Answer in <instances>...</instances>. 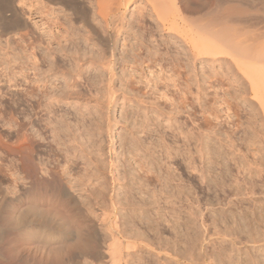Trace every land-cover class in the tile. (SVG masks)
Wrapping results in <instances>:
<instances>
[{
    "label": "rangeland",
    "instance_id": "rangeland-1",
    "mask_svg": "<svg viewBox=\"0 0 264 264\" xmlns=\"http://www.w3.org/2000/svg\"><path fill=\"white\" fill-rule=\"evenodd\" d=\"M0 1L10 7L4 4L5 14L0 12V264H53L59 245L81 238L84 243V231L98 222L100 209L111 210L122 229L143 234L141 239L154 246L140 248L137 256H149L152 261L158 256L168 264H178V259L186 264L182 261L187 257L197 258L200 264L204 259L206 264H251L254 255L257 264H264L262 243L251 242L247 236L251 217L259 221L264 215V129L250 127L256 111L249 101L232 97L233 88L216 79L217 73L228 72L222 68L224 63L197 62L199 83L205 89L201 93L205 99L197 100L198 85L192 83V95L187 93L177 74L176 58L183 56L179 53L183 45H174L170 35L165 38L169 42L161 41L164 32L153 26L151 17L139 19V12L149 7L145 0H131L127 5L121 0L124 4L111 15L109 24L96 0ZM17 19L26 25L21 21L20 27L15 25ZM113 25L122 28L118 36ZM110 42L115 54L111 63L106 48ZM188 65L190 70L181 69L191 75L193 65ZM187 95L183 110L170 108ZM230 101L243 104L240 129L231 122L236 116L226 108ZM209 122L220 129H210ZM164 140L172 150L169 156L162 148ZM193 161L199 171L191 169ZM143 164L151 167L152 178L144 176ZM251 173L256 182L254 203L245 185ZM163 181L168 182L165 191ZM61 183L78 199L75 218L70 207L59 201ZM98 183H103L102 194ZM95 196L102 203L96 204ZM42 215L66 220L73 230L72 241H42L43 223L38 222ZM105 226L103 237L107 236Z\"/></svg>",
    "mask_w": 264,
    "mask_h": 264
},
{
    "label": "bare ground",
    "instance_id": "bare-ground-1",
    "mask_svg": "<svg viewBox=\"0 0 264 264\" xmlns=\"http://www.w3.org/2000/svg\"><path fill=\"white\" fill-rule=\"evenodd\" d=\"M131 0H126L125 4L127 5V3H129ZM147 2V4L149 5L148 10H144L145 12H143V10L141 12H139V19L143 20L144 17H151V22L153 24L154 27H156V29H160L161 31H163V36H162V40L164 42H169V40H166L165 38H167V35L172 36L174 38V45L176 43H178L179 47V43H181L183 45V49H179V53H182L181 55L183 56H178V54L176 56H178L176 58L178 63V59H179V63L177 64L178 67L176 70L178 71V77L179 79H182V83L184 82V86L188 89L186 92L190 93L192 95L191 89V84H197V94L195 95V97L197 98V100H201V98L203 97L204 94L202 93V86L199 83V79L198 76L199 74H197V62L202 61L203 59H207V61H218V62H222L224 64V67L222 66L223 69H225L226 74H219V76L217 75V78H222V83L227 84L229 87L233 88V95L232 97L237 98L238 95L241 97L243 96V99H246L249 101V105L251 106L252 110H254V112L256 111V113H252V115L254 114V116L252 117V121H250L252 129H264V121L261 122V119H264V0H145ZM1 2V1H0ZM3 2V1H2ZM100 15L102 16L103 20L105 22H107L109 24L110 22V17L111 15H113V13L116 11H118L119 9L121 10V6L124 4L123 1L121 0H96ZM5 4V1H4ZM4 4H0V12L4 13V10H2L5 6L6 8H10L8 3L7 5L5 4V6L3 7ZM113 5H115L114 8ZM11 10V9H10ZM122 12V11H121ZM13 15H16L15 11L13 10ZM11 15V14H10ZM19 15V14H18ZM16 15V17L18 16ZM1 16V15H0ZM3 17V16H2ZM1 17V18H2ZM5 17V16H4ZM19 17V16H18ZM137 17V16H136ZM6 18V17H5ZM137 19V18H136ZM16 21V22H15ZM21 19H17L14 20L13 22H15V25L19 24L21 25ZM116 21V20H115ZM6 22V21H5ZM12 22V20H11ZM140 22V21H139ZM106 23V24H107ZM116 23V22H115ZM10 24V23H9ZM8 24V25H9ZM26 25L25 22H22V25ZM151 24V25H152ZM121 25V24H120ZM119 25V26H120ZM16 26V27H18ZM114 26V25H113ZM118 25L114 26V34H116V36H118L121 32L120 28ZM11 27V26H10ZM15 27V26H14ZM20 27V26H19ZM109 27V26H108ZM152 27V26H151ZM153 27V28H154ZM122 29V28H121ZM97 33V30H96ZM113 34V36H114ZM99 35V33H98ZM101 36V35H100ZM115 36V37H116ZM170 39V38H169ZM162 43V42H161ZM172 43V42H171ZM172 43V44H173ZM163 44V43H162ZM170 44V43H169ZM181 45V46H182ZM172 47V46H171ZM186 47V48H185ZM106 48L111 52L109 59H107L110 63L113 61V55L114 51H113V45L110 43L106 44ZM157 52V51H156ZM151 55V54H150ZM149 55V56H150ZM161 55V54H160ZM185 57V58H184ZM158 58V57H157ZM102 60L105 64V62H108L106 60ZM154 59V58H151ZM183 60L185 61V63L183 62ZM211 61V62H212ZM188 62V64H191L192 66V71L190 72V74H188V71L185 70V72L183 71V69L181 68H187L188 69V64L186 63ZM220 62V63H221ZM110 63H106L108 66L110 65ZM105 64V66H106ZM102 65V64H101ZM164 65V64H163ZM175 65V64H174ZM176 65V66H177ZM188 65V66H187ZM113 66V65H112ZM109 68V67H108ZM111 68V67H110ZM175 68V67H174ZM179 68V69H178ZM210 68V67H209ZM221 68V69H222ZM215 69V68H214ZM213 69V71H214ZM167 70V69H166ZM169 70V68H168ZM190 70V69H188ZM212 71V70H211ZM210 71V73H211ZM219 71V70H218ZM111 78L112 76H114L115 74L113 73V71L111 72ZM117 73V72H116ZM205 73V72H203ZM216 73V72H215ZM209 74V73H208ZM214 74V73H213ZM211 75V74H210ZM228 75V76H227ZM102 76V75H101ZM233 76V78H232ZM212 77H215L212 76ZM129 78V76H128ZM211 78V77H210ZM113 79V78H112ZM207 79V78H206ZM215 79V81H216ZM129 80V79H128ZM132 80V79H131ZM172 80V79H171ZM221 79H219L217 82H221ZM103 81V80H102ZM128 82V81H127ZM131 82V81H130ZM181 82V81H180ZM210 83V85H213L212 82H214V79L212 80V82L207 81ZM216 82V83H217ZM103 83V82H102ZM101 83V84H102ZM125 83V82H124ZM212 83V84H211ZM107 84V83H106ZM111 84V83H110ZM132 84V83H131ZM112 85V84H111ZM130 85V84H129ZM175 85V84H174ZM182 85V84H181ZM191 85V86H190ZM114 86V85H113ZM132 86V85H131ZM130 86V87H131ZM166 86V85H165ZM110 88V87H109ZM133 88V87H131ZM139 88V87H138ZM176 88V87H175ZM178 88V87H177ZM195 88V86H194ZM199 88H201V90H199ZM127 89V88H126ZM111 90V89H110ZM186 90V89H184ZM205 90V89H204ZM203 90V91H204ZM126 91V90H125ZM133 91V90H131ZM139 91V89H138ZM175 92V91H174ZM177 92V91H176ZM181 92V91H180ZM183 92V91H182ZM184 92V93H186ZM195 92V91H194ZM227 92L229 93L230 90H227ZM110 93V92H109ZM134 93V92H133ZM148 93V92H147ZM207 93V91H206ZM129 94V93H127ZM131 94V93H130ZM162 94H166V93H162ZM175 94V93H174ZM176 95V94H175ZM206 95V94H205ZM231 95V94H230ZM163 96V95H162ZM166 97L168 96L167 94L165 95ZM177 96V95H176ZM249 96V97H248ZM181 97V96H180ZM190 96H185L183 97V100L178 99L180 102H175L174 100V105L172 110H183L184 107H186V100L189 98ZM195 97H193L194 100ZM231 97V98H232ZM177 98V97H176ZM225 98V97H224ZM228 98V97H226ZM225 98V100H226ZM107 99V98H106ZM168 99V98H167ZM203 99H205V97H203ZM242 99V98H241ZM192 100V101H194ZM224 100V99H223ZM231 100V99H229ZM233 100V99H232ZM172 101V100H171ZM177 101V100H176ZM205 101V100H204ZM234 101V100H233ZM191 102V101H190ZM197 102V101H196ZM195 102V103H196ZM200 103V101H198ZM240 102V101H239ZM239 102H227V110H229L231 112V110L233 111V114L236 116L235 119H233V121H231L233 124L237 125V127L240 129L241 124L244 122L241 121V113H240V109L242 108V105L240 106ZM157 103V102H156ZM166 103V102H165ZM173 103V102H171ZM180 105H177L179 104ZM193 103V102H192ZM197 103V104H199ZM107 104V103H106ZM188 104V103H187ZM194 104V103H193ZM158 106V104H157ZM198 106V105H197ZM246 106V105H245ZM188 107V105H187ZM156 108V107H155ZM225 108V109H226ZM166 109V108H165ZM204 109V108H203ZM213 109V108H212ZM217 109V108H215ZM127 110V109H126ZM209 110V109H208ZM251 110V111H252ZM194 111V110H193ZM210 111V110H209ZM216 111V110H215ZM220 111V110H219ZM242 111V110H241ZM244 111V109H243ZM166 112V111H165ZM203 112V111H202ZM214 110L211 111V113H213ZM227 112V111H226ZM250 112V111H248ZM192 113V112H190ZM217 113V111H216ZM221 113V112H220ZM194 114V113H192ZM163 115V113H162ZM112 116V114H111ZM206 116V115H205ZM204 116V118H205ZM214 118H218V114L213 113ZM221 116V115H220ZM227 116V115H226ZM208 117V116H207ZM206 117V118H207ZM230 117V116H229ZM161 118V117H159ZM251 119L248 118L247 120L249 121ZM111 120V119H110ZM115 120V119H114ZM117 120V119H116ZM127 120V119H126ZM150 120V119H149ZM158 120V119H157ZM206 120V119H205ZM208 120V119H207ZM206 120V121H207ZM243 120V119H242ZM156 121V120H155ZM260 121V123H259ZM164 123V121H162ZM204 122V121H203ZM219 122V121H218ZM221 122V121H220ZM225 122V121H224ZM127 123V122H126ZM169 123V122H168ZM202 123V122H201ZM208 123V122H207ZM112 124V123H111ZM148 126L149 123H146ZM151 124V123H150ZM224 124V123H223ZM242 124V125H243ZM209 128L210 129H217V124H214L213 126L210 125L209 122ZM220 125V124H218ZM145 126V127H146ZM156 126V125H155ZM202 126V125H201ZM259 126V127H258ZM136 128V126H134ZM151 127V126H150ZM170 127V126H169ZM197 127V126H196ZM242 127V126H241ZM248 127V126H246ZM245 127V128H246ZM248 127V128H250ZM258 127V128H257ZM147 128V127H146ZM166 128V127H165ZM202 128V127H201ZM208 128V129H209ZM149 129V128H148ZM182 129V128H180ZM199 129V127H198ZM220 129V127H219ZM234 129V128H232ZM242 129V128H241ZM247 129V128H246ZM251 129V128H250ZM251 129V130H252ZM103 130V129H102ZM157 130V129H156ZM165 130V129H162ZM155 131V130H154ZM257 131V130H256ZM255 131V132H256ZM262 131V130H261ZM144 132V131H143ZM162 133V132H161ZM165 133V132H164ZM184 133V132H182ZM193 133V132H192ZM259 133V132H257ZM256 133V135H257ZM97 134V133H96ZM251 134V133H250ZM261 134V133H260ZM263 134V133H262ZM103 135V134H102ZM193 135V134H192ZM264 135V134H263ZM124 136V135H123ZM161 136V135H160ZM167 136V135H166ZM189 136V135H188ZM258 136V135H257ZM138 137V136H137ZM187 137V135H186ZM251 137V136H250ZM141 138V137H140ZM139 138V139H140ZM183 138V137H181ZM255 139V137H253ZM121 139V138H120ZM134 139V138H133ZM132 139V140H133ZM162 139V137L160 138ZM191 139V138H190ZM253 139V140H254ZM259 139V138H258ZM263 139V138H261ZM186 140V139H185ZM248 140V139H246ZM251 140V139H250ZM131 141V140H130ZM135 141V140H134ZM141 141V140H140ZM151 141V140H150ZM149 141V142H150ZM166 140H164L165 142ZM184 141V140H183ZM191 142V140H189ZM232 141V140H231ZM155 142V141H154ZM188 143V141H186ZM249 142V141H248ZM262 142V141H261ZM145 143V142H144ZM163 143V142H162ZM185 143V142H183ZM182 143V144H183ZM260 143V142H259ZM160 144V142H159ZM170 144V143H169ZM173 144V143H172ZM181 144V145H182ZM196 144V143H195ZM254 144V143H251ZM103 145V144H102ZM142 145V144H141ZM175 145V144H174ZM189 144H187L188 146ZM170 145L166 144L162 147L164 148L163 150L167 152L168 156L172 154V150H170ZM185 146V145H184ZM248 146V145H247ZM264 146V145H263ZM142 147V146H140ZM144 147V146H143ZM153 147V146H152ZM159 147V146H158ZM186 147V146H185ZM189 147V146H188ZM200 147V146H199ZM249 147V146H248ZM261 147V146H260ZM259 147V148H260ZM100 148V147H99ZM136 148V147H135ZM134 148V149H135ZM145 148V147H144ZM150 148V147H148ZM172 148V147H171ZM187 148V147H186ZM191 148L192 145H191ZM197 148V146H196ZM133 149V150H134ZM137 149V148H136ZM146 149V148H145ZM195 149V148H194ZM199 149V148H198ZM237 149V148H236ZM84 150V149H83ZM132 150V148H131ZM140 150V149H139ZM155 150V149H154ZM188 150V149H187ZM251 150V149H250ZM144 151V150H143ZM176 150H173V153ZM189 151V150H188ZM191 151V150H190ZM193 151V149H192ZM191 151V152H192ZM196 152V149L194 150ZM202 151V150H201ZM240 151V150H239ZM94 152V151H93ZM139 152V151H138ZM137 152V153H138ZM149 152V151H148ZM152 152V151H150ZM178 152V151H177ZM190 152V153H191ZM241 152V151H240ZM256 152V151H255ZM135 153V152H134ZM189 153V152H188ZM97 154V153H96ZM139 154V153H138ZM150 154V153H149ZM154 154V153H153ZM152 154V155H153ZM165 153H163L164 155ZM181 154V152H180ZM253 154V153H252ZM255 154V153H254ZM159 155V154H158ZM187 155V154H186ZM185 155V156H186ZM144 156V155H143ZM167 156V155H166ZM174 156V155H173ZM199 156V155H198ZM202 156V155H201ZM255 156V155H254ZM190 157V156H189ZM242 157V156H241ZM261 157V156H260ZM101 158V157H100ZM144 158V157H141ZM196 158V157H195ZM97 159V158H96ZM156 159V158H155ZM161 159V158H160ZM167 159V158H166ZM185 159V158H184ZM264 159V158H263ZM152 160V159H151ZM164 160V159H163ZM168 160V159H167ZM196 160V159H194ZM244 160V159H243ZM246 160V159H245ZM101 161V160H100ZM146 161V160H145ZM187 161V160H186ZM192 161V160H191ZM256 161V160H255ZM264 161V160H263ZM98 162V160H97ZM96 162V164H97ZM163 162V161H162ZM198 162V161H197ZM251 162V161H250ZM257 162V161H256ZM142 163V162H141ZM144 163V162H143ZM149 164L151 162H148ZM166 163V161H165ZM170 163V162H169ZM187 163V162H186ZM199 163V162H198ZM241 163V161H240ZM104 164V163H103ZM189 164V163H188ZM193 164L191 169L193 168L195 171H199V167L198 164L196 163V161H193ZM253 164V163H252ZM88 165V164H87ZM91 165V164H90ZM93 165V164H92ZM98 165V164H97ZM144 165V164H143ZM161 165V164H160ZM104 166V165H103ZM146 164L143 167L144 170V176L149 179L152 178L151 176L153 175L152 173V169L150 166H146ZM171 166V164H170ZM189 166V165H188ZM242 167V166H241ZM250 167V166H249ZM88 168V167H87ZM146 168V169H144ZM169 168V167H168ZM178 168V167H177ZM244 168V167H243ZM139 169V168H138ZM165 169V167H164ZM173 169V168H172ZM190 169V167H189ZM247 169V168H246ZM249 169V168H248ZM257 169V168H256ZM136 170V169H135ZM168 170V169H166ZM165 170V171H166ZM170 170V169H169ZM252 170V169H251ZM254 170V169H253ZM66 171V170H65ZM101 171V170H100ZM125 171V170H124ZM194 171V173H195ZM201 171V170H200ZM55 173V172H54ZM64 174V172H62ZM91 173V172H90ZM94 173V172H93ZM136 173V172H135ZM139 173V172H137ZM199 173V172H198ZM203 173V172H202ZM240 173V172H238ZM263 173V172H262ZM261 173V174H262ZM56 174V173H55ZM125 174V173H124ZM133 174V172L131 173ZM152 174V175H151ZM163 174V173H162ZM201 174V173H200ZM204 174V173H203ZM253 173L250 174V180L245 181V185H246V189H247V195H251L250 198V202L254 203L253 200H255V196L253 198V195L255 193V181L253 178ZM59 175V174H58ZM66 175V174H65ZM98 175V174H97ZM166 175V174H165ZM171 175V174H170ZM198 175V174H197ZM57 176V175H56ZM53 177L54 179L56 178ZM136 176V175H135ZM138 176V175H137ZM156 176V175H155ZM164 176V175H163ZM162 176V177H163ZM209 176V175H208ZM240 176V174H239ZM242 176V175H241ZM58 177V176H57ZM60 177V176H59ZM64 177V176H63ZM96 177V176H95ZM105 177V176H104ZM144 177V178H145ZM168 177V174L166 175L165 178ZM175 177V176H174ZM249 177V175H248ZM247 177V179H248ZM61 178V177H60ZM142 178V177H140ZM145 178V179H146ZM157 178V177H156ZM178 178V177H177ZM180 178V176H179ZM201 178V176H200ZM264 178V177H263ZM64 179V178H63ZM105 179V178H104ZM144 179V181H145ZM173 179V177H172ZM239 179V178H238ZM237 179V180H238ZM56 180V179H55ZM88 180V179H87ZM106 180V179H105ZM202 180H204L202 178ZM262 180V179H261ZM56 181H62L61 179H57ZM65 181V180H64ZM141 181V180H140ZM168 181V180H167ZM167 181H163L162 183V188L164 190V186L168 184ZM171 181V180H170ZM169 181V182H170ZM180 181V180H179ZM55 182V181H54ZM96 182V181H95ZM101 182V181H100ZM103 182V180H102ZM161 182V181H160ZM225 182V181H224ZM237 182V181H236ZM243 182V181H242ZM56 183V182H55ZM175 183V182H174ZM180 183V182H179ZM219 183V182H217ZM221 183V182H220ZM60 184V183H59ZM68 184V183H67ZM96 184V183H95ZM94 184V185H95ZM139 184V182H138ZM143 184V183H142ZM155 184V183H154ZM173 184V183H172ZM177 184V183H176ZM183 184V183H181ZM239 184V182H238ZM241 184V183H240ZM258 184V183H257ZM71 185V184H70ZM99 186H97V188L99 189V187H102L103 183H98ZM107 185V184H106ZM140 185V184H139ZM218 185V184H216ZM248 185V186H247ZM57 186V185H56ZM181 186V185H180ZM257 186V185H256ZM73 187V186H72ZM171 187V186H169ZM174 187V186H173ZM178 187V186H177ZM59 201L63 204L66 205L67 207H70V210L72 212V216L74 217L75 215H78V210H80L79 206H77V204L79 205V202L76 200L75 198V194L74 192L71 191L69 186H66L65 184L61 186H59ZM166 188V186H165ZM180 188V187H179ZM97 189V190H98ZM155 189V188H154ZM157 189V188H156ZM181 189V188H180ZM102 190L103 189H99V191L102 194ZM167 190V189H166ZM172 190V189H171ZM177 190V189H176ZM245 190V189H244ZM94 191V190H93ZM99 191H97L99 193ZM105 191V190H104ZM162 190H160L161 192ZM165 191V190H164ZM170 191V190H169ZM186 191V190H185ZM246 191V190H245ZM91 192V191H90ZM175 192V191H174ZM179 192V190L177 191ZM183 192V191H182ZM126 193V192H125ZM151 193V192H150ZM155 193V191H154ZM238 193V192H237ZM142 194V193H141ZM163 195V193H160ZM168 194V193H167ZM179 194V193H178ZM177 194V195H178ZM152 195V193H151ZM170 195V194H169ZM175 194L171 195L172 197ZM245 195V194H244ZM246 195V196H247ZM169 196V197H171ZM179 196V195H178ZM181 196V195H180ZM186 196V195H185ZM97 196H95L94 198H96ZM131 197V196H130ZM154 197V196H153ZM176 198V196H174ZM182 197V196H181ZM180 197V198H181ZM236 197V196H235ZM98 198V197H97ZM96 198V204L101 202L100 199L97 200ZM100 198V197H99ZM126 198V196H125ZM238 198V197H237ZM244 198V197H243ZM257 198V197H256ZM139 199H141L139 197ZM156 199V198H155ZM184 199V198H183ZM182 199V200H183ZM188 199V198H187ZM197 199V198H196ZM100 200V201H99ZM131 200V199H130ZM157 200V199H156ZM167 200V199H166ZM175 200V199H174ZM178 200V199H177ZM190 200V199H189ZM155 201V200H154ZM161 201V200H159ZM158 201V202H159ZM169 201V200H168ZM195 201V200H194ZM199 201V200H198ZM78 202V203H77ZM95 202V200H94ZM148 202V201H147ZM156 202V201H155ZM165 202V201H164ZM181 202V201H180ZM200 202V201H199ZM102 203V202H101ZM100 203V204H101ZM137 203V202H136ZM143 203V200H142ZM145 203V202H144ZM160 203V202H159ZM170 203V202H169ZM183 203V202H182ZM191 203V201H190ZM195 203V202H194ZM95 205L96 209L99 207H97V205ZM137 204H140L139 202ZM181 204V203H180ZM93 205V206H94ZM141 205V204H140ZM143 205V204H142ZM141 205V206H142ZM175 205V204H174ZM173 205V206H174ZM136 206V205H135ZM160 206V205H159ZM181 206V205H179ZM183 206V205H182ZM68 207V208H69ZM109 207V206H108ZM178 207V206H177ZM197 207V206H195ZM194 207V208H195ZM101 208V207H100ZM111 208V207H109ZM186 207H184L185 209ZM193 208V207H192ZM199 208V207H198ZM197 208V209H198ZM94 209V208H93ZM190 209V208H188ZM186 209V210H188ZM201 209V208H200ZM95 210V209H94ZM153 210V209H152ZM156 210V209H155ZM173 210V209H171ZM182 210V209H181ZM193 210V209H192ZM196 210V208L194 209ZM255 209H253L254 212ZM97 211V210H95ZM165 211V210H164ZM191 211V210H190ZM111 210L110 212H108L105 209H100L98 216H96L98 218V222H92V224H90L88 226V229L84 231V243L81 242V239L79 242H73L71 239H73V233L70 228V224L67 225V222H63L60 221V219H53L51 220V217H47L45 215H42L39 217V221H41L42 224V228L40 229V233H41V239L42 241H49V240H53V239H57V240H61V241H72L69 242L68 244L65 245H59L58 247V258L56 260L53 261V264H168L166 261H162V259H157L154 258V260L152 261V259H150V257L148 256V258L146 259L145 257H143V255H138L137 253L139 252L140 248H147V249H153L151 245V243H149L148 241H144V239H141L142 236L140 235V233H136L132 230L127 231L125 229H122L123 227H121V224H119V220H117V216L112 217L111 215ZM156 212V211H155ZM172 212V211H171ZM184 212V211H183ZM187 212V211H186ZM196 212V211H195ZM90 213V212H89ZM119 213V212H118ZM162 213V212H161ZM168 213V212H167ZM194 213V212H191ZM197 213V212H196ZM75 214V215H74ZM81 214V213H80ZM145 214V213H144ZM182 214V213H181ZM199 214V213H198ZM89 215V214H88ZM164 215V214H163ZM176 215V214H175ZM201 215V214H200ZM80 217H84L82 214L79 215ZM79 216H77V218H79ZM147 216V215H146ZM161 216V215H160ZM179 216V215H178ZM76 217V216H75ZM74 217V218H75ZM85 217H87L85 215ZM174 217V216H173ZM172 217V218H173ZM176 217V216H175ZM191 217V216H189ZM28 218V222L29 223H33V218ZM76 218V219H77ZM157 218V217H156ZM257 218V217H256ZM256 218L251 217L250 221L247 223L250 225V227H248L249 229L247 231H249L248 239L249 241H254V242H259L261 245V256L264 259V215L261 214V218L259 221L256 220ZM259 218V217H258ZM87 219V218H86ZM89 219V217H88ZM96 219V218H95ZM121 219V218H120ZM166 219V218H165ZM176 220V218H174ZM178 219V218H177ZM183 219V218H182ZM180 219V221L182 220ZM195 219V218H194ZM193 219V220H194ZM197 219V218H196ZM203 219V218H202ZM255 219V222L253 221ZM93 220V219H92ZM155 220V219H154ZM160 220V219H159ZM186 220V219H184ZM68 221V220H67ZM91 221V220H90ZM158 221V220H157ZM156 221V222H157ZM188 222V221H187ZM190 222V221H189ZM197 222V221H195ZM203 222V221H202ZM257 222V224H256ZM35 223V222H34ZM37 223V221H36ZM88 223V222H87ZM86 223V224H87ZM186 224V222H185ZM256 224V225H255ZM37 225V224H36ZM68 227H67V226ZM106 225V231H107V236L105 235L103 237V235H101L102 233V227ZM248 225V226H249ZM203 226V225H202ZM104 227V228H105ZM132 228V227H131ZM52 232H50L51 230ZM73 229V228H72ZM173 229V228H172ZM50 230V231H49ZM104 230V229H103ZM177 230V229H176ZM105 231V230H104ZM185 231V230H184ZM133 233V234H132ZM177 234V233H176ZM141 236V237H140ZM161 236V235H160ZM159 236V237H160ZM197 236V235H196ZM135 237V238H134ZM178 237V236H177ZM141 239V240H139ZM167 239V238H166ZM180 239V238H179ZM191 239V238H190ZM195 239V238H193ZM192 239V240H193ZM247 239V240H248ZM76 240V238H75ZM83 240V239H82ZM173 240V239H172ZM178 240V239H177ZM78 241V240H77ZM166 242V241H165ZM176 242V241H175ZM195 242V241H194ZM78 243H82L81 245H79ZM196 244V243H195ZM83 248H82V247ZM165 246V245H164ZM170 247V246H169ZM253 247V246H252ZM256 247V246H255ZM189 248V247H188ZM163 249V248H162ZM191 249V248H190ZM196 249V248H195ZM257 249V247L255 248ZM57 250V249H55ZM175 250V249H174ZM192 250V249H191ZM152 251V250H151ZM176 251V250H175ZM258 251V250H257ZM257 251H255L257 253ZM170 252V251H169ZM172 252V251H171ZM178 252V251H177ZM180 252V251H179ZM249 252V251H248ZM259 252V251H258ZM176 253V252H175ZM56 254V256H57ZM143 254V253H142ZM187 254V253H186ZM220 254V253H219ZM227 254V253H226ZM194 255V254H193ZM221 255V254H220ZM185 256V254H184ZM189 256V255H188ZM200 256V255H199ZM230 256V255H229ZM232 256V255H231ZM154 257V256H153ZM163 257V256H161ZM182 257V256H180ZM196 257V256H195ZM227 257V256H226ZM256 256L251 255L250 256V263L251 264H257L256 259L254 258ZM160 258V257H159ZM164 258V257H163ZM185 258V257H184ZM213 258V257H212ZM216 258V257H215ZM228 258V257H227ZM261 258V259H262ZM156 259V260H155ZM172 259V258H171ZM183 259V257H182ZM199 259V258H198ZM214 259V258H213ZM167 260V259H166ZM200 260V259H199ZM187 261V262H186ZM197 258H193V257H187L184 259V261L182 262H186V264H200L197 262ZM202 261V260H201ZM218 261V260H217ZM178 262L181 263V260L178 259ZM225 262V261H224ZM264 262V261H263ZM174 263V262H173ZM178 263V264H179ZM207 260L204 259L202 261L201 264H206Z\"/></svg>",
    "mask_w": 264,
    "mask_h": 264
}]
</instances>
